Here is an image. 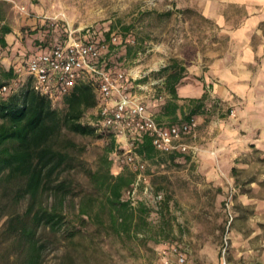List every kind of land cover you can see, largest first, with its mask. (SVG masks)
I'll return each instance as SVG.
<instances>
[{"label": "rangeland", "instance_id": "1", "mask_svg": "<svg viewBox=\"0 0 264 264\" xmlns=\"http://www.w3.org/2000/svg\"><path fill=\"white\" fill-rule=\"evenodd\" d=\"M182 1L0 0V24L12 29L7 35L8 46L0 49V62L4 67L18 65L23 61L19 54L32 50L35 38L46 37L47 25L35 32L42 22L38 17L76 29L100 27L102 36L105 31H117L122 35V42L112 45L110 55L115 69L126 73L133 94L155 105V113H162L167 92L156 81L161 74L178 66L185 70L193 65L204 68L229 48L226 33L204 16L199 1L194 4ZM24 80L23 75L14 91ZM209 98L197 108L196 127L182 139L190 146L187 151L141 155L145 161L141 172L145 180L135 181L133 192L125 191L123 195V198L131 196L135 207L133 224L128 231L116 229L112 224L103 189L91 174L104 170L105 159L110 161L113 174L138 173L120 162L127 150L124 142L116 138L113 150L106 152L110 135L95 123L96 106L87 110L82 121L94 125L95 134L65 132L78 145L72 152V167L63 173L72 183L71 192L65 200L60 230L40 232L41 241L46 243L42 264H160V251L171 244L185 250L194 264H222L229 211L232 215L229 235L233 239V224L246 200L241 194L251 189L244 181L252 172H264L261 165L264 154L255 160L254 166H241L237 158L227 168L222 166L218 147L221 122L232 115L233 107L216 96L212 98L214 102ZM53 103L58 109L64 107L63 97ZM188 114L186 109L174 119L185 121ZM155 192L163 194L159 208L154 202ZM43 200L50 202L51 197L45 195ZM7 201V197L0 199V211L21 212L25 208V200L14 207L2 208ZM85 201L89 202V217L79 213L80 203ZM141 205L146 210L144 215L137 211ZM5 219L6 216H0V264L11 255L7 249L9 240L2 234ZM242 258L235 252L230 254L229 262L255 264L250 258H245L246 261Z\"/></svg>", "mask_w": 264, "mask_h": 264}, {"label": "trees", "instance_id": "2", "mask_svg": "<svg viewBox=\"0 0 264 264\" xmlns=\"http://www.w3.org/2000/svg\"><path fill=\"white\" fill-rule=\"evenodd\" d=\"M38 21L42 22L35 32L47 25L46 37L35 38L33 49L19 54L23 59L33 53L47 51L67 38L65 23L41 17ZM93 28L96 34L91 39L102 37L99 35L100 27ZM11 31L9 25L0 24V49L8 46L7 35ZM110 32H104V39H108ZM109 65L115 68L112 57ZM14 69L15 65L4 67L0 62V88L15 77ZM182 71V67H174L166 75L164 86L171 98H177L175 85L180 81ZM63 103V109L55 107L50 98L32 88L30 79L17 91L0 93V199L8 198L2 208L14 207L21 200L26 202L21 212L0 211V216H6L2 234H6L5 238L9 240L7 249L11 254L4 264H42L46 243L41 241L40 232L48 229L55 233L63 223L65 200L72 185L63 173L72 167V152L78 147L65 132L83 136L95 134L96 127L82 121L86 111L96 106L92 86L87 83L76 85L63 97ZM200 106L201 103L195 104L186 120H190ZM177 107L168 99L162 106V113L172 115ZM108 134L107 153L115 144L113 132L108 131ZM135 150L142 156H150L156 151L147 135ZM109 167L110 161L105 159L104 170L93 171L91 176L103 189L105 203L112 213V224L116 229L128 231L133 224L135 207L130 198H123V195L125 191L132 190L136 174L125 171L113 174ZM45 195L51 197L50 202H44ZM137 211L142 215L146 213L143 205ZM79 213L82 217H89V202L80 203Z\"/></svg>", "mask_w": 264, "mask_h": 264}, {"label": "crops", "instance_id": "3", "mask_svg": "<svg viewBox=\"0 0 264 264\" xmlns=\"http://www.w3.org/2000/svg\"><path fill=\"white\" fill-rule=\"evenodd\" d=\"M188 1L189 4L199 1L204 16L226 33L229 48L204 68L193 65L185 70L182 67V77L175 85L177 98H171L166 91V100L178 106L174 114L155 113V105L148 102L146 105L158 121L181 123L175 120L177 115L202 104L209 96L214 102L212 98L216 96L233 107V114L221 122L220 163L227 168L237 158L241 166H254L255 160L264 154V0ZM168 73L156 79L164 90ZM193 115L198 122L199 115L196 112ZM163 118L171 119L164 121ZM261 165L264 166V159ZM244 182L251 189L241 194L246 199L245 205L233 224L234 238L229 240L227 263L230 264V254L236 252L239 258L243 256V261L250 258V262L264 264V172H252Z\"/></svg>", "mask_w": 264, "mask_h": 264}, {"label": "built area", "instance_id": "4", "mask_svg": "<svg viewBox=\"0 0 264 264\" xmlns=\"http://www.w3.org/2000/svg\"><path fill=\"white\" fill-rule=\"evenodd\" d=\"M95 30L93 26L82 29L68 27L64 42L47 51L33 53L16 65L15 77L1 86L0 93L14 91L23 75L24 82L30 79L32 88L52 101L68 95L80 83L91 85L96 97L95 123L113 132L115 140L117 138V141L124 142L127 146L120 162L137 171L135 181L138 183L145 180V176L141 174L145 161L135 149L144 136L150 137L156 151L185 152L190 146L182 142V139L196 127L197 122L194 118L181 123L166 124L158 121L146 103L131 92L132 85L126 73L109 65L112 45L121 43V35L117 31H111L108 39H104L99 32L102 37L91 39L96 34ZM76 32L78 36L75 35ZM230 114H233L232 109ZM147 190L149 189L146 188ZM128 198L133 204L131 196ZM153 198L156 208H159L163 194L155 192ZM231 220L229 211L222 243L223 264H226L224 256L230 240ZM160 264L194 263L179 245L171 244L160 251Z\"/></svg>", "mask_w": 264, "mask_h": 264}]
</instances>
